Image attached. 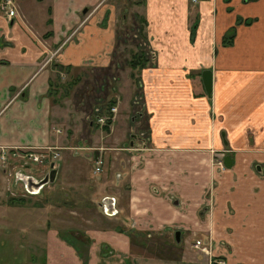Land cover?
<instances>
[{"label": "crops", "instance_id": "obj_1", "mask_svg": "<svg viewBox=\"0 0 264 264\" xmlns=\"http://www.w3.org/2000/svg\"><path fill=\"white\" fill-rule=\"evenodd\" d=\"M117 1L15 0L16 16L0 12V171L7 177L0 195L10 193L17 204L35 199L34 224L25 233L12 227L6 236L42 252L41 260L0 264H218L193 246L199 238H212L226 264H264V173L258 169L264 168V0ZM130 24H139L148 48L139 54L153 66L140 78L148 119L147 132L136 134L146 146H125L126 136L136 135L128 121L136 89L115 49L118 27ZM63 42L56 62L40 65ZM204 70L213 71L211 96ZM66 72L80 74L68 84ZM84 73L102 82L112 78L96 90L118 93L100 97L118 108L100 137L87 130L101 126L96 118L108 109L91 119L62 92L85 87L91 80L80 83ZM211 149H227L233 164L212 167ZM3 151L11 156L5 164ZM81 151L95 175V161L104 159L97 179L71 171L68 157ZM41 152L51 159L40 171L31 168L40 164L22 160ZM55 168L53 182L28 185L27 178H44ZM69 186L78 189L75 202L89 201L106 215L83 207L81 221L73 222L83 229L61 227L78 210L64 213V205L53 204L70 198ZM106 199H113L111 212ZM99 218L107 224L91 223Z\"/></svg>", "mask_w": 264, "mask_h": 264}, {"label": "rangeland", "instance_id": "obj_2", "mask_svg": "<svg viewBox=\"0 0 264 264\" xmlns=\"http://www.w3.org/2000/svg\"><path fill=\"white\" fill-rule=\"evenodd\" d=\"M199 1L200 0H197V1L191 0V2L193 4H199ZM4 2H5V0H0V12H4V9L2 8V6L4 5ZM14 2H15V0H14ZM117 2H118L117 0H114L115 4ZM15 4H16V2H15ZM120 4L122 5L124 3L120 2ZM16 8H17V5H16ZM118 9H122V8H118ZM130 14H131V12H130ZM131 20H133V19L130 18L129 22H131ZM131 25L132 24H130L129 26L124 25L122 27H118V31H117L118 33L117 34L119 35L120 46L117 45L115 50L119 51L118 54H120V56H121L119 61L123 64V67L124 68L126 67L127 69L130 68L132 70L131 73L133 72L131 78L133 80V87L135 84L136 90H135V95H134V102H133V106H132L131 117L128 119L129 123L131 125H133L132 127L130 126V133L132 132V134H136L139 132V133L144 134L143 130L144 129L146 130V128H145L146 127V120L148 119V115L145 112L147 93H146L145 89L143 87H141L142 79H140V78H141V73L144 70H146L148 68H152L153 66H152V63L150 62L151 61L150 58L148 57V60H149L148 64L146 63L144 66H139L137 69H134L132 67L131 61L134 58V52H136L138 54V55L136 54V56H142V58L146 59L145 55H142L139 53L143 52V51L147 52L148 48H147L146 44L143 42V40H144V39H142L143 37H141L139 35V33H140L139 24L134 25L133 27ZM140 34L143 35V32H141ZM123 41H125V42H123ZM62 45H64V42H63V44L58 46L55 50L52 49L53 52L49 56H47L49 53H47L45 56H43L42 59L40 60V65L42 64V66L44 67V66H49V65L53 64V62H56L57 54L60 52V50H61L60 47H62ZM127 61H129V62L127 63ZM79 74H80L79 72L78 73L73 72L72 74H69L66 72L65 78H62V82L65 81V83H66L69 80L71 81L72 78L75 79V77ZM56 76L59 77L61 75H54L55 80H56ZM79 78L81 79L79 81L80 83L85 82L84 81L85 79H88L87 81H89V80H91V81H89L85 85V87H83V84H84L83 83L79 87H73L72 86V89H70V92L62 91L63 94H65V95L70 93L69 95L64 96V97L67 98L68 96H71L74 99V101H72L73 104H74V102L77 103V106L75 108L79 111L81 110V112L87 111V115L91 119H93L92 117L95 116L97 109L105 110L107 108L109 110V108L112 106L111 104H113V103H111L112 100H110L111 104L109 103L106 105L105 102L107 100L99 101L100 97L104 96V93H107V95H110V93L114 95V93H116V92H113L111 89L107 90V92L106 91L100 92V91H97L96 88H97V86H100L101 88H103L104 83H105V88L108 87L109 86L108 82H113L112 78L107 79L106 82H102L100 80H97L98 78L96 79L95 73L93 75L90 73H84ZM70 81H69V83L68 82L67 83L71 84ZM79 89L81 90V92H79L77 95V92H78L77 90H79ZM133 94H134V91H133ZM116 95H118V93H116ZM78 96L80 97V99H78ZM115 101H117V100H115ZM114 107L117 108L116 105ZM99 110H97V111H99ZM117 111H118V108H117ZM113 119H114V116H113ZM96 121H97V118H96ZM94 124L96 125L95 122H94ZM99 125H101V124H99ZM134 127H136L137 130L134 129V131H133L132 128H134ZM101 130L103 131V133H105L103 125L94 126V127L92 126L91 130H90V128L87 130V134H89L93 138L96 135L100 137ZM146 132H147V130H146ZM137 135L138 134H136L133 137H130L127 135L126 136L127 142L125 143V146L129 147L130 142H132L136 145V143L138 142L136 140ZM123 145L124 144H122V146ZM138 145H140V144H138ZM226 150L227 149H224L223 151L217 150V149H211L210 150V153H211L210 163H211L212 167L213 166L220 167L221 170H223L225 168L226 165L223 162H225V158L227 156V154H225ZM3 153H4V151H3ZM3 153L1 154V161L3 164H5L7 162V160L9 158H11V156H9V153H6V160H3ZM81 153H82V151H81ZM15 155H18V154H13V156H15ZM30 155L44 156L45 158H47V160L51 159L50 155H48L45 152L32 153ZM30 155L24 154V156H22L23 157L22 160H26L27 162L34 163V164H40V166L39 165H32L31 168L35 171H40L42 169L43 165H47L49 163L48 161H44V160L42 162H36V161H34V159ZM58 156H59L58 153H55L52 157L57 158ZM64 158L66 159V161L69 158V165L71 167L72 172L79 170L84 175V177L86 179L88 177H93V176L95 179H97V177L100 176V175L94 174V171L92 170L94 164L91 163L83 153L80 156L73 155V156H70L68 158H67V156H64ZM220 163H221V165H220ZM20 164H21L20 166H22L23 162L20 161ZM14 168L16 169L17 167L14 166ZM46 168H48V166H46ZM76 173H78V172H76ZM0 176H1V178H0L1 190L0 191H2L3 190L2 188L7 187V177L5 174L2 173V171H0ZM69 183H71L70 180H69ZM69 189H70L69 193L71 194L70 198L64 199V200H57L59 202H53V204H55L57 206L64 205V207L66 209V211L63 210L64 213L67 212L68 208H75L78 210H76L75 219L73 218L72 222H70V223H68L69 219L68 220L65 219L64 223L61 225V227L65 228L68 226V224H70V226H75L73 224L74 221L75 222L81 221V219H78L77 214L81 215L80 211L84 214V211L82 210L83 207H85V208L87 207V209H92L90 214H92L95 217L96 216L101 217V214L106 215L103 211L101 212L100 210H98L99 207L96 204H91V206H90V203L87 205L85 204V203H88L89 201H84V202L82 201L80 203H78L79 201L75 202L76 197L74 195H75V193H77L78 189H76L74 187L72 188V186H69ZM24 192H26V190H24ZM17 193H20V192H17ZM12 197H15V196L11 195L10 193H6V194L1 193V195H0V216L2 217L0 219V260L7 259L9 261H11V260L23 261L24 258L25 259L29 258V259H33V260H35V259L41 260L42 259V252H41V250H39L36 247L35 244L32 245L31 243H29V244L22 243L19 245H14V244L10 243L9 237L6 236L8 231L12 232V227H16V229L20 228L21 231L23 233H25L24 230L27 231L26 229L29 228V225L32 226L34 224V219H32V216L30 215V211L35 210L33 207L34 206L33 204L35 202L34 197L30 198L31 196H27L29 198V200L27 202L25 201L26 203H24V204L22 202H20L22 204V206H19L21 204L11 203L10 198H12ZM18 198H19V196H18ZM77 198L83 200V196L81 198L80 195H78ZM90 201H91V199H90ZM60 203H62V204H60ZM15 204H17V205H15ZM60 210H61V208H60ZM99 212H101V213L99 214ZM70 216L72 217L73 215H70ZM50 220L53 223L52 225L55 226V218H50ZM89 221H91V219H89ZM98 221H100V222L97 223V221L92 219L91 223H93L94 225L103 226L104 224L106 225L108 222V221H103L100 218ZM82 222L84 223L85 226H91L92 225L91 223H90V225H86V220H82ZM63 228H61V229H63ZM75 229L79 230V229H83V227L78 225V226H75ZM197 240H202L204 242V244L208 245L211 248V253L207 254V252L206 253L202 252L200 249L195 247V243L193 246L197 250L204 253L205 255H208L211 263L220 264L219 259H221V258L215 254L216 250H215V245L213 244L212 238H207V240H205L204 238H199ZM225 261L226 262L224 264L227 263V260H225Z\"/></svg>", "mask_w": 264, "mask_h": 264}, {"label": "water", "instance_id": "obj_3", "mask_svg": "<svg viewBox=\"0 0 264 264\" xmlns=\"http://www.w3.org/2000/svg\"><path fill=\"white\" fill-rule=\"evenodd\" d=\"M203 82H204V86L206 89V92L209 96L212 95L213 92V71L212 70H204L203 71ZM131 144H133L131 142ZM225 164L227 166H231L233 164V159L232 157L227 154L226 158H225ZM258 169L264 173V168H262L261 166L258 167ZM57 169H52L48 174H46V176H44V178H35L34 176L27 178V182H29L30 180L33 181L32 185H34L35 189H41L43 188L45 185L53 182L56 179V175H57ZM33 177L36 179H33ZM107 202V203H106ZM113 202V199H106L105 200V209L108 210L109 212H111L113 210L111 203ZM109 206V207H107ZM176 240L178 243L181 242V231H177L175 234Z\"/></svg>", "mask_w": 264, "mask_h": 264}, {"label": "built area", "instance_id": "obj_4", "mask_svg": "<svg viewBox=\"0 0 264 264\" xmlns=\"http://www.w3.org/2000/svg\"><path fill=\"white\" fill-rule=\"evenodd\" d=\"M194 1H197V0H194ZM2 8L6 11V13L8 14V16L10 18L14 17L17 15V8H16V5L14 3L13 0H5L4 2V5L2 6ZM117 112V108L116 107H112L111 108V113L114 114ZM110 119H113V117L111 115H102L98 118V121L102 124H107L108 120ZM34 161L36 162H42L43 160L45 161V157L44 156H33V155H30ZM3 160H6V152L4 151L3 153ZM221 165V163H220ZM103 166H104V159L103 158H98L96 160V168H95V173H100L102 172L103 170ZM195 247L200 249L202 252L206 253L207 254H210L211 253V248L204 244V242L202 240H197L195 242ZM226 261L224 259H219V263L220 264H224Z\"/></svg>", "mask_w": 264, "mask_h": 264}, {"label": "trees", "instance_id": "obj_5", "mask_svg": "<svg viewBox=\"0 0 264 264\" xmlns=\"http://www.w3.org/2000/svg\"><path fill=\"white\" fill-rule=\"evenodd\" d=\"M147 63V60L145 59V58H140V56H134V58H133V60L131 61V65H132V67L134 68V69H137L139 66H144L145 64ZM115 101V100H114ZM112 106H113V104H112ZM111 106V107H112ZM110 107V108H111ZM109 108V109H110ZM109 113V112H108ZM107 113V114H108ZM101 114H104V113H101ZM110 124H111V121L110 120H108V122H107V125H105L104 126V128L105 129H108L109 130V126H110ZM12 203V202H11Z\"/></svg>", "mask_w": 264, "mask_h": 264}, {"label": "flooded vegetation", "instance_id": "obj_6", "mask_svg": "<svg viewBox=\"0 0 264 264\" xmlns=\"http://www.w3.org/2000/svg\"><path fill=\"white\" fill-rule=\"evenodd\" d=\"M137 139V141L139 142H141V144L143 143V145L144 146H146L145 144H146V141H147V139H145V137H143V136H138L137 135V137H136ZM224 163V162H223ZM219 169H220V167H218ZM27 181V180H26ZM28 183V185L30 186V187H32V183H33V181L32 180H30L29 182H27Z\"/></svg>", "mask_w": 264, "mask_h": 264}]
</instances>
